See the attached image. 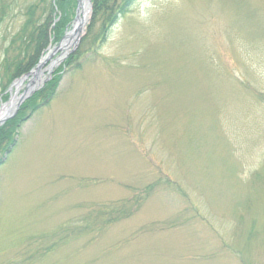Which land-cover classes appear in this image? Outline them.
<instances>
[{
	"label": "rangeland",
	"instance_id": "obj_1",
	"mask_svg": "<svg viewBox=\"0 0 264 264\" xmlns=\"http://www.w3.org/2000/svg\"><path fill=\"white\" fill-rule=\"evenodd\" d=\"M45 1L4 0L0 99ZM103 32L92 4L57 95L0 153V264H264V0H136Z\"/></svg>",
	"mask_w": 264,
	"mask_h": 264
},
{
	"label": "trees",
	"instance_id": "obj_2",
	"mask_svg": "<svg viewBox=\"0 0 264 264\" xmlns=\"http://www.w3.org/2000/svg\"><path fill=\"white\" fill-rule=\"evenodd\" d=\"M49 3L50 13L45 18L36 17L35 11L39 5L31 6L27 11L28 18L23 28L12 38L10 48L6 51V58L2 64V84L6 83L2 92L5 96L0 99L2 102L7 99L8 87L14 81L30 73L39 64L51 44L60 42L72 27L77 0H51V2L49 0ZM135 3L136 0H92L94 17L103 18L104 32L101 34L99 43H104L107 31L120 18L129 14ZM5 9L4 0H0V22L5 19ZM78 57L79 51L70 55L54 72L52 79L48 81L45 87L29 98L21 106L16 117L0 128V153L10 154L17 144L15 136L22 124L28 121L43 106L51 103L57 95V89L66 68ZM3 161V158L0 159V164ZM114 217L110 215L107 208H103L101 212H94L92 224L101 228L107 225L108 221H113Z\"/></svg>",
	"mask_w": 264,
	"mask_h": 264
},
{
	"label": "water",
	"instance_id": "obj_3",
	"mask_svg": "<svg viewBox=\"0 0 264 264\" xmlns=\"http://www.w3.org/2000/svg\"><path fill=\"white\" fill-rule=\"evenodd\" d=\"M82 1L83 0H78V9H77V15H76V19L74 21V25H73V30H76V24L79 20V10H80V7H81V4H82ZM88 3H89V9L91 11L92 9V4H91V0H88ZM84 33H83V29H77L76 30V35L73 37V42L72 44L69 46V47H72L73 50L71 51H68V48L67 49H63V43L64 41L66 40L67 36L64 37V39L61 41V43L59 44V46L57 48H55L46 58L45 60H42L40 62V64L36 67L35 70H33L30 74L26 75L25 77H23L22 79L16 81L10 88V92H12L13 88L16 89V92H15V96L18 94L19 90L21 89L23 83L29 78L31 77V79L29 80V84L27 86V89L24 91V93L19 97L17 98L15 104L13 105V108H12V111L10 113H8L1 121H0V127L2 125H4L8 120L12 119L14 116H16V114L18 113L21 105L24 103V101H26V99H28L29 97H31L36 91H38L42 86H44V84L46 83L47 79L43 81V83L39 86L37 84V81L40 80V76H41V69L42 67L44 66V64L47 62V60L54 54V53H57V52H63L65 51L63 57H61L58 61H56L55 63H53L51 69L49 70V76L52 75L53 73V69L54 67L58 66L65 58H67V56H69L70 53H73L77 47L79 46L80 44V41L83 37ZM33 86V88L31 87ZM11 96L10 98V101L9 103L12 102L13 98L15 96ZM8 103V104H9ZM6 105V104H5ZM5 105H3L2 107H4Z\"/></svg>",
	"mask_w": 264,
	"mask_h": 264
},
{
	"label": "bare ground",
	"instance_id": "obj_4",
	"mask_svg": "<svg viewBox=\"0 0 264 264\" xmlns=\"http://www.w3.org/2000/svg\"><path fill=\"white\" fill-rule=\"evenodd\" d=\"M90 18V9H89V3L88 0H83L80 10H79V20L76 24V30L77 29H84L86 23L89 21ZM76 30H72L68 33L66 40L63 43V49L69 48V46L73 42V37L76 35ZM67 47V48H66ZM43 79H40L37 84H40ZM33 87V86H31ZM17 100V97H14L12 102L8 105L4 106L0 111V121L12 111L13 105L15 104Z\"/></svg>",
	"mask_w": 264,
	"mask_h": 264
}]
</instances>
